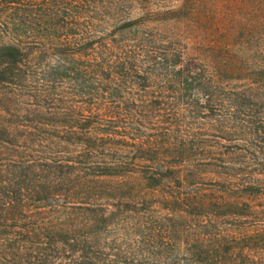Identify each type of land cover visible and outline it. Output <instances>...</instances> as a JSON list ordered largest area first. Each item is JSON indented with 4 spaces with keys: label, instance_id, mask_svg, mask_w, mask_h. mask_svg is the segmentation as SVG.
<instances>
[{
    "label": "trees",
    "instance_id": "1",
    "mask_svg": "<svg viewBox=\"0 0 264 264\" xmlns=\"http://www.w3.org/2000/svg\"><path fill=\"white\" fill-rule=\"evenodd\" d=\"M169 0H0V264H264V50L235 72Z\"/></svg>",
    "mask_w": 264,
    "mask_h": 264
},
{
    "label": "rangeland",
    "instance_id": "2",
    "mask_svg": "<svg viewBox=\"0 0 264 264\" xmlns=\"http://www.w3.org/2000/svg\"><path fill=\"white\" fill-rule=\"evenodd\" d=\"M180 17L157 27L178 35L185 56L196 57L228 73L264 50V0H169Z\"/></svg>",
    "mask_w": 264,
    "mask_h": 264
}]
</instances>
